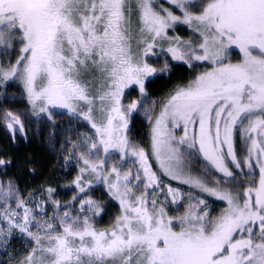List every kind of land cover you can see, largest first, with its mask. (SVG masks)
Wrapping results in <instances>:
<instances>
[{
  "label": "snow or ice",
  "instance_id": "obj_1",
  "mask_svg": "<svg viewBox=\"0 0 264 264\" xmlns=\"http://www.w3.org/2000/svg\"><path fill=\"white\" fill-rule=\"evenodd\" d=\"M13 82L26 106L0 105V245L25 248L0 264H264V0H0L4 103ZM37 148L75 161L69 199L9 176L34 174Z\"/></svg>",
  "mask_w": 264,
  "mask_h": 264
},
{
  "label": "trees",
  "instance_id": "obj_2",
  "mask_svg": "<svg viewBox=\"0 0 264 264\" xmlns=\"http://www.w3.org/2000/svg\"><path fill=\"white\" fill-rule=\"evenodd\" d=\"M182 28V26L178 27L176 33L178 35L184 36V33L180 32ZM183 67V65H179L175 74H173L170 79L165 78L162 80H158L152 86L148 97L155 98L157 100V106L160 104V100L169 89L186 78L187 73L182 71ZM8 91L10 94H14V99H10L9 101H7V103H4L2 100H0V105H2L3 108H8L14 112L21 114L23 119L26 100L22 97L18 85L13 82ZM135 96L136 92L130 91L127 99H131ZM0 115H2V109H0ZM66 118L68 117L65 116L59 122H62ZM77 122H79V126L90 131V126H85V123L81 121ZM145 128L146 125L143 124V121L139 118L138 115H135V118L131 122L132 131L135 130L137 135L139 136H146L147 128ZM0 148H3L7 151H13V149L8 146V141L5 136V129L3 128L2 121H0ZM36 151L38 154V164L36 166L34 174H20L16 172V169L14 167L7 170L9 176L15 175L17 177L21 195L25 197L30 195V193L33 191L39 193V190H41L43 187L50 185L51 187L56 189V198L60 199L61 202L69 199L75 192L74 186L69 185V181L75 175V168L72 166L74 165L75 161L72 162V165L65 167V162L62 157H58L53 152L45 151L42 148H37ZM5 179L7 178L3 176L2 172H0V180ZM90 194L93 196H97V198L103 197L105 195L103 185H94L93 191ZM108 209L109 210L105 213L103 218L98 221V227H104L107 225L110 217H112L116 213L118 204L115 201H111L108 204ZM13 241L14 240H12L11 243Z\"/></svg>",
  "mask_w": 264,
  "mask_h": 264
},
{
  "label": "rangeland",
  "instance_id": "obj_3",
  "mask_svg": "<svg viewBox=\"0 0 264 264\" xmlns=\"http://www.w3.org/2000/svg\"><path fill=\"white\" fill-rule=\"evenodd\" d=\"M161 2H163V0H161ZM180 32H183L184 36L183 35H179V36L187 38L188 33H187V30H186L185 27H183ZM175 34L178 35L177 33H175ZM127 101H128V99L126 98L125 102H127ZM143 104L154 105V107H156L157 109L159 108V105L157 106V100L155 98L148 97L146 100L143 101ZM135 115H138L139 118L143 121V124L146 125L147 132H148V122L144 118L143 112L142 111L138 112ZM59 123L61 125L67 126L68 123H69L68 118L64 119L62 122H59ZM72 129H73V132H76V131L89 132L88 130H86V129L82 128L81 126H79V122H77V121H72ZM67 134L68 133H65V135H67ZM132 135L136 138L137 142H141V141L146 142L147 141V134H146V136H139V135H137L136 131L134 130V131H132ZM236 145H237V150L240 151L241 150V145H240V141H239V136L238 135L236 137ZM199 166H200L199 163H197L195 165V167H197V168ZM172 183L175 184V182H172ZM25 197H27V196H25ZM93 197L97 198V196H93ZM37 198H42V197H40L39 193H37ZM213 205L218 207V206H220V202L219 201H213ZM12 240H14V241L11 243ZM24 248H25V244H24L22 238H20L17 234H14L13 237L11 238V240H10V244L7 247V249H5L3 245H0V261L6 260L9 256H13V257H17L18 258L20 254L21 255L23 254Z\"/></svg>",
  "mask_w": 264,
  "mask_h": 264
}]
</instances>
